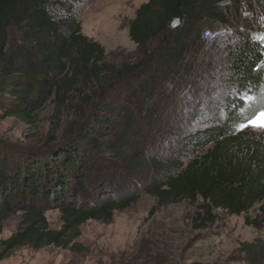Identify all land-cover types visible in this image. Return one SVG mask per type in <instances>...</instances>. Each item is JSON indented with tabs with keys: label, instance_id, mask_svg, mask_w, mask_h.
Returning a JSON list of instances; mask_svg holds the SVG:
<instances>
[{
	"label": "trees",
	"instance_id": "16d2710c",
	"mask_svg": "<svg viewBox=\"0 0 264 264\" xmlns=\"http://www.w3.org/2000/svg\"><path fill=\"white\" fill-rule=\"evenodd\" d=\"M92 1L0 0V95L12 101L0 111L32 126L48 105L81 119L72 138L81 145L65 137L58 147L20 161L11 152L0 154V235L6 220L23 218L5 248L79 251L74 242L82 225L112 223L141 193L156 198L158 207L199 204L203 227L215 222L216 210L246 214V226L264 227V134L239 128L264 109L258 100L264 46L252 40V24L203 53L201 31L228 24L218 7L223 0H148L128 23L141 59L128 55L116 65L83 34L78 11ZM255 1L264 13V0ZM182 17V28L169 29L172 19ZM12 30L21 34L15 47ZM208 86L213 90L205 93ZM121 97L127 106L115 101ZM175 100L185 102L188 115L178 125L169 114L171 133L163 136L169 153L155 150L156 141L132 138L138 119L153 127L164 102ZM50 208L62 214L59 231L49 229ZM256 208L259 215L250 217ZM244 247L248 264H264V238Z\"/></svg>",
	"mask_w": 264,
	"mask_h": 264
},
{
	"label": "rangeland",
	"instance_id": "374dc122",
	"mask_svg": "<svg viewBox=\"0 0 264 264\" xmlns=\"http://www.w3.org/2000/svg\"><path fill=\"white\" fill-rule=\"evenodd\" d=\"M147 1L93 0L78 11L83 34L106 49L107 62L119 65L128 55L133 61L141 59L136 49L131 50L135 48V44L130 40L128 23L135 18L136 10ZM10 33L11 45H19L21 34L15 30ZM212 90L208 86L204 92ZM261 94L258 100L264 106V88ZM243 97L249 105L254 104L251 97L246 94ZM198 98L195 97L196 103ZM115 99L119 106H127L122 97ZM11 103L10 100L2 101L0 95V108L3 104ZM210 103L206 102L205 105ZM184 107L185 102L181 103V100L164 102L159 111V122L150 128L145 120L138 119V129L134 131L132 138L137 137L136 140L143 142L156 141L152 145L155 150L161 151L163 155L166 151L169 153V147L166 149L167 142L163 141V136L167 138V134L171 133L168 131L172 128L167 118L169 114H173L178 125L183 124L185 115H188V110ZM219 116L221 118L224 113L221 111ZM80 121L76 115L59 113L53 105L39 111L33 126L16 118L6 117L0 111V154L11 152L18 160L29 154H43L46 149L63 144L65 137L72 141V145L75 142L74 128H77L78 133L81 131V127H76ZM187 124L193 127L192 120ZM245 124L248 126L243 127ZM239 128L249 131L252 136L264 134V128L252 127L249 122L243 123ZM150 134L159 137L150 139ZM75 145L81 144L72 146ZM135 179L138 181L139 177L135 175ZM198 205L183 201L158 207L156 198L141 193L139 200L130 208L115 213L112 223L89 221L82 225L81 235L74 242L80 247L79 251L54 246L33 250L28 245L15 250L6 249V241L22 229V214H18L3 223L0 264H248L244 246L264 238V227L255 229L246 226V214L241 217L230 216L224 210L214 211L217 216L215 222L203 227L198 221ZM45 213L49 229L59 231L63 224L59 210L50 208ZM248 215L257 217V208Z\"/></svg>",
	"mask_w": 264,
	"mask_h": 264
},
{
	"label": "built area",
	"instance_id": "2783aa9c",
	"mask_svg": "<svg viewBox=\"0 0 264 264\" xmlns=\"http://www.w3.org/2000/svg\"><path fill=\"white\" fill-rule=\"evenodd\" d=\"M218 7L227 13L228 24L218 29H204L200 33V46L202 52L208 53L223 37L231 34L236 28L243 29L247 23L254 27L252 40L264 46V13L259 8L257 1L238 0L237 5L233 0H223ZM186 24V17L174 18L169 24V29L178 30Z\"/></svg>",
	"mask_w": 264,
	"mask_h": 264
},
{
	"label": "snow or ice",
	"instance_id": "6c2138e0",
	"mask_svg": "<svg viewBox=\"0 0 264 264\" xmlns=\"http://www.w3.org/2000/svg\"><path fill=\"white\" fill-rule=\"evenodd\" d=\"M249 124L252 127L264 128V110H262L258 116L251 118L249 120ZM248 124L243 125V127H247Z\"/></svg>",
	"mask_w": 264,
	"mask_h": 264
},
{
	"label": "crops",
	"instance_id": "0c3cea01",
	"mask_svg": "<svg viewBox=\"0 0 264 264\" xmlns=\"http://www.w3.org/2000/svg\"><path fill=\"white\" fill-rule=\"evenodd\" d=\"M147 2H148V1H147ZM145 3H146V2H145ZM135 49L137 50L136 45H135V48H134V49H131V50H135Z\"/></svg>",
	"mask_w": 264,
	"mask_h": 264
}]
</instances>
